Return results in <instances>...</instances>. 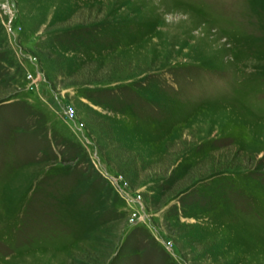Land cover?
<instances>
[{
  "label": "rangeland",
  "instance_id": "rangeland-1",
  "mask_svg": "<svg viewBox=\"0 0 264 264\" xmlns=\"http://www.w3.org/2000/svg\"><path fill=\"white\" fill-rule=\"evenodd\" d=\"M0 264H264V0H0Z\"/></svg>",
  "mask_w": 264,
  "mask_h": 264
},
{
  "label": "built area",
  "instance_id": "built-area-1",
  "mask_svg": "<svg viewBox=\"0 0 264 264\" xmlns=\"http://www.w3.org/2000/svg\"><path fill=\"white\" fill-rule=\"evenodd\" d=\"M73 111V110H72Z\"/></svg>",
  "mask_w": 264,
  "mask_h": 264
}]
</instances>
